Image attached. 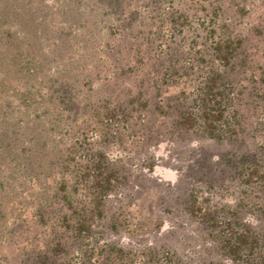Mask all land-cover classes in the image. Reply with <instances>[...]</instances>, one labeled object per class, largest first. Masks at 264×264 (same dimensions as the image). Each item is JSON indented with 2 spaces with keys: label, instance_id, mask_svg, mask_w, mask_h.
Segmentation results:
<instances>
[{
  "label": "trees",
  "instance_id": "obj_1",
  "mask_svg": "<svg viewBox=\"0 0 264 264\" xmlns=\"http://www.w3.org/2000/svg\"><path fill=\"white\" fill-rule=\"evenodd\" d=\"M173 1L146 0L141 8L134 3L137 22L142 8L150 19L139 37L140 28L124 15L131 0H67L58 15L61 26L48 42L50 49L35 43L43 40L39 33L45 31L38 7H29L30 0L25 6L22 1H1L13 9L0 16L10 17L23 35L17 39L0 30V42L14 48L12 56L21 63L20 76L25 79L23 88L6 89L0 83V108L7 109L0 112L5 121L0 126V187L15 181L21 189L26 180L34 187L35 200V228L29 246L19 247L16 264H190L180 255L171 259L168 250L158 257L153 247L121 241L115 220H108L112 214L105 211L111 193L131 174L125 156L136 142L133 153L153 145L150 140L164 133L189 143L187 132L198 136L191 140L196 141L190 147L196 155L189 161L193 170L179 209L196 220L202 241L209 244L204 248L216 254V259L200 264H264V103L244 106L232 99V86L225 85L241 38L222 31L215 40L210 36L213 28L191 52H203L202 60L209 62L200 70L201 80L184 94L162 96L163 83L166 87L176 77L188 78L187 71L198 67L184 56L197 40L192 37L186 43L182 27L195 15L182 9L180 0ZM116 6L119 13L112 10ZM5 9L0 7L1 12ZM211 14L210 20H215L217 12L212 9ZM19 18L25 22L20 24ZM73 26L80 31L78 40L70 38ZM176 32L181 33L178 39ZM35 46L40 54H33ZM142 52L151 54L144 72L152 84L109 87L108 80L115 84L120 72L130 70L128 59L138 60ZM64 53L54 64L56 55ZM122 58L124 63H118ZM40 61L49 67L48 75L40 76L44 86L33 85L29 78L35 73L34 62ZM252 113L256 119L244 125V115ZM4 193L0 191V198ZM20 224L28 229L24 220Z\"/></svg>",
  "mask_w": 264,
  "mask_h": 264
},
{
  "label": "rangeland",
  "instance_id": "obj_2",
  "mask_svg": "<svg viewBox=\"0 0 264 264\" xmlns=\"http://www.w3.org/2000/svg\"><path fill=\"white\" fill-rule=\"evenodd\" d=\"M1 1L3 0H0V7L5 6L6 9L3 12H1V9L0 14L10 15V10L13 7L4 5ZM13 1L15 4L22 1L23 5L24 2H27V0ZM131 1L133 4L127 7L129 9H124V15H127L126 19L130 20L136 29L140 28V37L145 32V26L149 28L147 20L150 19L147 15L148 12L142 8L139 16L142 22H140V19L137 22L138 16L135 15L132 9L135 7L134 3L141 4L139 6L141 8L146 0ZM66 2L67 0H30L29 7L34 9L38 7V12L41 13L39 21L45 25V31L39 33L42 34L43 40L36 39V44L40 42L44 47L50 49L51 46L48 42L61 26L58 24L60 20L58 15H61L60 12L64 11V5H67ZM175 2L177 0L173 1V3ZM177 4L189 12L190 16L195 15L192 16V19L190 18V21L182 22V27L186 28V33H184L186 43L190 42L188 39L192 37L197 40L193 49H190V52L185 53L184 56H189V60L196 63L198 67L187 71L188 78H185V75L176 77V80L169 83L166 87H163L165 84L163 83L161 85V89H163L162 96L184 94L198 80H201L203 72L200 70H204L209 62L202 60L206 56L202 51V56H198V52L194 54H191V52H194V50L196 52V49L203 44L204 35L210 28H213V34H210V36H213L215 40L219 38V34L222 31L224 33L222 32L221 34H229L230 38L235 36L241 38L240 46L236 48L237 56L233 58V62L236 65L231 72L227 73L230 81L227 80L228 83L225 85L232 86V99L238 104L242 103L244 106L251 105V102L255 101L264 103V97H262V95L264 96L262 94L264 90V0H180ZM119 9L120 7L116 6L112 10L119 13ZM212 9L218 14L215 15L216 17L214 16L215 20H210ZM30 14L35 15L34 12ZM145 14L147 17H145ZM9 18L0 16V30L5 31L7 33L5 35L9 33L11 36L13 35L20 39L23 35L22 32ZM34 19L35 17L32 18L31 22ZM24 20L25 18L22 21L19 18L18 22L21 24ZM17 28L19 31L15 32L14 29ZM73 28L70 38L75 37V40H78L77 34L80 31L74 26ZM117 33L114 34L115 37H117ZM179 35L181 33L176 32L175 38H180ZM99 38L104 39L103 36H99ZM124 38L126 39L123 42L127 40L126 36ZM209 40V38L206 39V44H208ZM116 42V40L113 41V43ZM0 43H2L0 45V83L3 82L6 89L13 87V85L16 88H23L20 87V84H22L25 77L20 76L23 74L21 63L18 64L17 60H14L12 56L14 48L11 44ZM102 44L103 42H100V45ZM40 51L42 50L40 48L37 50L35 46L33 54H40ZM242 52L243 62L240 61ZM119 54L124 53L119 51ZM64 55L65 53L62 57L56 55L58 59H54V64L61 62ZM197 56L198 58H196ZM133 59L134 56L128 59L130 70L123 69L124 71L120 73L117 70L119 76L116 77L115 84L112 83V80H108V82H111L108 84L109 87L112 86L117 89V86H126L128 82L138 83L142 87H148L152 84L148 79L149 74L144 72L148 69L146 66L148 61L151 60V54L142 52L140 59L135 61ZM152 59H156V57L153 56ZM124 61L125 58H122L119 59L118 63H124ZM34 67L36 68L34 70L35 73L30 74L29 78H32L33 85L40 84L44 86L45 84H42L40 76L45 77L48 75L46 73L49 68L47 61L34 62ZM50 70H52L51 67ZM45 83L47 84L48 81L46 80ZM4 87H1L0 84V89L2 90H0V99L4 97ZM6 110L5 108H0V112ZM19 110H23V107H20ZM237 113L239 115V111ZM255 119V113H252L249 116L244 115L242 121L244 125L248 121L250 126ZM4 122L0 114V126ZM187 136L189 143L188 140L186 143V139L182 140L183 138L174 140L173 137L170 138L167 133H164L161 137L157 136L150 140L151 144L155 142L153 145L147 148L141 147L133 153L139 145L136 142V147L128 151L129 153H126L125 156V159L127 158L126 166H130L131 174L111 193L105 211L107 215L112 214L108 220H115L114 227L118 230L119 239L126 244L132 247H153L158 257L168 250V253L171 254V259L175 258V255H180L183 260L190 264H200L201 262H206L207 259L215 258L216 254H212L210 249L206 250L204 248L207 245L209 246V244L202 241L203 238L200 235L196 220L191 219L179 209L180 196L189 187V179L193 170L189 161L194 159L196 155L190 148L196 142L192 143V138L198 136V134L193 132L189 134L187 132ZM158 137L160 140H157ZM197 139L201 140L202 138ZM215 149L216 146H214ZM146 164H148V167H146ZM12 182L15 183V181H10L9 183L11 184ZM9 183L0 187V191L5 192L4 196L0 198V264H9L7 257L10 256L14 259V261L11 260L12 264L18 262L19 247L24 244L26 249L29 246L27 241L32 237V232L35 228L32 226L33 220L31 217V204L35 201L32 195L33 185L30 186L26 180H23L21 184H23L24 188L19 189L16 183L11 187ZM44 186H47V179L44 180ZM21 202H24V205ZM22 220H24V226L28 227L27 230H23L20 227ZM20 229L25 232L21 234ZM3 253H9L10 256H1Z\"/></svg>",
  "mask_w": 264,
  "mask_h": 264
}]
</instances>
